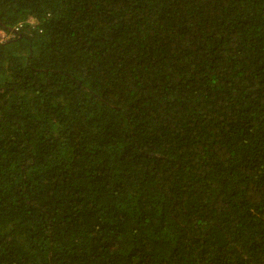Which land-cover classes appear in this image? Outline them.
Listing matches in <instances>:
<instances>
[{"label": "trees", "instance_id": "16d2710c", "mask_svg": "<svg viewBox=\"0 0 264 264\" xmlns=\"http://www.w3.org/2000/svg\"><path fill=\"white\" fill-rule=\"evenodd\" d=\"M19 23L0 264H264V0H0Z\"/></svg>", "mask_w": 264, "mask_h": 264}, {"label": "built area", "instance_id": "2783aa9c", "mask_svg": "<svg viewBox=\"0 0 264 264\" xmlns=\"http://www.w3.org/2000/svg\"><path fill=\"white\" fill-rule=\"evenodd\" d=\"M29 24L30 25H35V21L34 20H29ZM22 25H23L22 23H19L10 32H8L6 30H0V42L5 41V40L9 39L10 37H12L13 36V33L16 32V31H18L22 27Z\"/></svg>", "mask_w": 264, "mask_h": 264}]
</instances>
